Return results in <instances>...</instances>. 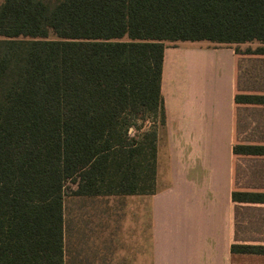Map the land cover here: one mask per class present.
I'll list each match as a JSON object with an SVG mask.
<instances>
[{
  "label": "trees",
  "instance_id": "1",
  "mask_svg": "<svg viewBox=\"0 0 264 264\" xmlns=\"http://www.w3.org/2000/svg\"><path fill=\"white\" fill-rule=\"evenodd\" d=\"M166 41H255L244 54L264 56V0H4L0 264H64L67 181L77 196L155 191ZM234 101L264 105V95ZM232 153L264 157V144L236 143ZM231 197L264 203V192Z\"/></svg>",
  "mask_w": 264,
  "mask_h": 264
},
{
  "label": "crops",
  "instance_id": "2",
  "mask_svg": "<svg viewBox=\"0 0 264 264\" xmlns=\"http://www.w3.org/2000/svg\"><path fill=\"white\" fill-rule=\"evenodd\" d=\"M237 94L264 95V56L209 41L164 42L155 191L75 195L71 226L63 198L64 264L67 229L74 230L76 264L89 254L114 257L119 238L124 264H264V254L231 250L264 246V203L231 197L264 192L237 186L240 155L232 153L239 109L264 105L235 103Z\"/></svg>",
  "mask_w": 264,
  "mask_h": 264
},
{
  "label": "rangeland",
  "instance_id": "3",
  "mask_svg": "<svg viewBox=\"0 0 264 264\" xmlns=\"http://www.w3.org/2000/svg\"><path fill=\"white\" fill-rule=\"evenodd\" d=\"M47 2H55L57 0H46ZM4 0H0V6ZM49 38L54 39V34L49 32ZM258 42H248L239 45H233L236 51L240 54L248 49L254 50L259 47ZM254 67L258 68L261 64L258 62L253 63ZM262 67V66H261ZM262 70V68H261ZM251 86V84H245L243 87ZM254 87V86H253ZM254 88H257L254 87ZM258 89V88H257ZM239 125L237 127L238 132L235 134L236 143H250V144H264V107L251 106L243 107L239 109ZM150 123H145V126L148 127ZM160 128V127H159ZM158 128V129H159ZM169 138V135H167ZM233 172L236 175V183L239 188H255V187H264V157H252V156H239L234 158ZM263 176V177H262ZM259 177H262L259 179ZM76 189L75 183L67 181L65 184V196H64V205L66 207L67 215L66 222L69 224L74 223V207L77 205V198L72 194V191ZM73 209V211H72ZM70 224V226L72 225ZM117 231V235L118 236ZM66 243H65V252H66V261L65 264H76V254L74 247V230L67 229L66 231ZM119 238V237H118ZM116 252H118L114 257L113 255L106 254H89L84 261V264H124L123 256L120 255L123 247V239L119 238L116 241Z\"/></svg>",
  "mask_w": 264,
  "mask_h": 264
}]
</instances>
